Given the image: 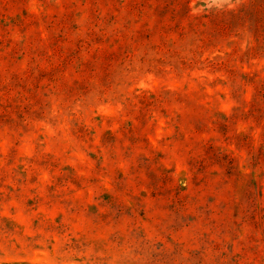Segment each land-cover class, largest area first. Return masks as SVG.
I'll list each match as a JSON object with an SVG mask.
<instances>
[{"label":"rangeland","instance_id":"rangeland-1","mask_svg":"<svg viewBox=\"0 0 264 264\" xmlns=\"http://www.w3.org/2000/svg\"><path fill=\"white\" fill-rule=\"evenodd\" d=\"M0 264H264V0H0Z\"/></svg>","mask_w":264,"mask_h":264}]
</instances>
